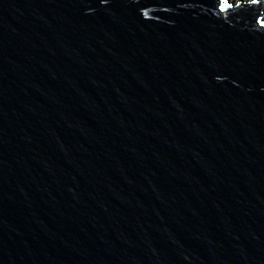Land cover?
I'll list each match as a JSON object with an SVG mask.
<instances>
[{
    "label": "water",
    "instance_id": "1",
    "mask_svg": "<svg viewBox=\"0 0 264 264\" xmlns=\"http://www.w3.org/2000/svg\"><path fill=\"white\" fill-rule=\"evenodd\" d=\"M233 4L0 0V264H264V5Z\"/></svg>",
    "mask_w": 264,
    "mask_h": 264
},
{
    "label": "rangeland",
    "instance_id": "2",
    "mask_svg": "<svg viewBox=\"0 0 264 264\" xmlns=\"http://www.w3.org/2000/svg\"><path fill=\"white\" fill-rule=\"evenodd\" d=\"M231 1H234V3L236 4L239 0H231ZM244 1H247V0H244Z\"/></svg>",
    "mask_w": 264,
    "mask_h": 264
}]
</instances>
